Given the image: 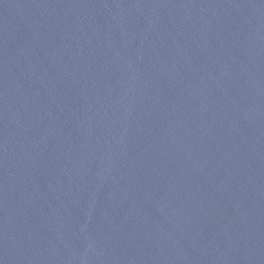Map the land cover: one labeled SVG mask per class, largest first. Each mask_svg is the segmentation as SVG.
<instances>
[{
    "label": "water",
    "instance_id": "obj_1",
    "mask_svg": "<svg viewBox=\"0 0 264 264\" xmlns=\"http://www.w3.org/2000/svg\"><path fill=\"white\" fill-rule=\"evenodd\" d=\"M0 264H264V0H0Z\"/></svg>",
    "mask_w": 264,
    "mask_h": 264
}]
</instances>
